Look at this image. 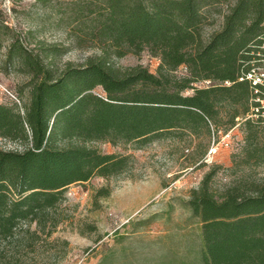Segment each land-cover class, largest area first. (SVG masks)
I'll return each instance as SVG.
<instances>
[{
    "label": "trees",
    "instance_id": "obj_1",
    "mask_svg": "<svg viewBox=\"0 0 264 264\" xmlns=\"http://www.w3.org/2000/svg\"><path fill=\"white\" fill-rule=\"evenodd\" d=\"M222 5L71 0L59 12L67 35L76 48L99 51L82 66L58 63L68 48L10 42L6 62L25 78L28 101L22 108L0 104V139L21 148L0 149V264H24V252L52 237L67 219L71 185L130 171V156L102 153L93 143L142 149L154 139L210 137L239 124L243 146L221 172L222 188L213 190V168L183 204L200 225L198 242L180 241L185 251L158 264H264V176L257 172L264 168V123L248 118L255 100H264V83L247 79L264 68V0ZM144 52L159 61L156 73L115 63ZM207 81L214 84L195 86ZM111 256L104 253L99 264Z\"/></svg>",
    "mask_w": 264,
    "mask_h": 264
},
{
    "label": "rangeland",
    "instance_id": "obj_2",
    "mask_svg": "<svg viewBox=\"0 0 264 264\" xmlns=\"http://www.w3.org/2000/svg\"><path fill=\"white\" fill-rule=\"evenodd\" d=\"M70 1L0 0V104H17L22 108L28 101L27 91L21 93L25 78L6 62L12 40H19L29 49L37 42L68 48L59 64L82 66L88 58L99 54L94 48H76L67 35L59 12ZM233 2L222 0L223 9ZM220 22L219 19L216 26H206V32L217 28ZM115 63L125 68L141 65L151 73H156L159 65L147 52L128 55ZM177 74L184 75L185 69H179ZM213 84L202 82L195 86L206 88ZM95 93L102 94V90L98 88ZM213 141L219 144L218 152L205 162L204 156ZM92 146L105 154L130 156V171L71 185L63 206L67 219L50 239L42 238L33 253H23L24 264H99L108 252H112L108 264H158L162 259L172 260L176 252L185 251L186 246H179L180 241L185 240L188 245L189 241L198 242L200 225L190 218L183 204L213 168H219L212 182L213 190L222 188L221 172L231 167L232 156L243 146V131L239 124L210 137L187 134L182 138L154 139L142 149H136L135 143L114 146L97 142ZM0 149L21 148L0 139ZM257 172L264 176V168ZM100 190H108L109 197H98Z\"/></svg>",
    "mask_w": 264,
    "mask_h": 264
},
{
    "label": "built area",
    "instance_id": "obj_3",
    "mask_svg": "<svg viewBox=\"0 0 264 264\" xmlns=\"http://www.w3.org/2000/svg\"><path fill=\"white\" fill-rule=\"evenodd\" d=\"M247 79L252 82V86H254V87H258L260 85L263 86V83H264V68H263V70L257 69V70L252 71V73L247 76ZM205 83L207 85L211 84V82H209V81H207ZM255 93L256 94L258 93V88L255 91ZM255 102L258 105L255 106L252 109V113H251L250 116H248V118L253 119V117L254 118L260 117L261 120H263V123H264V100H261V99L257 98L255 100ZM226 137H228V136H226ZM218 148H219V144L216 143L215 141H213L212 144L210 145V148H209L208 152H207L205 162H207L208 159H210L211 157H213L214 155L217 154Z\"/></svg>",
    "mask_w": 264,
    "mask_h": 264
}]
</instances>
